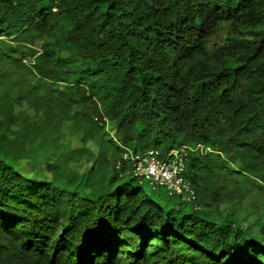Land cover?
<instances>
[{
  "label": "trees",
  "instance_id": "trees-1",
  "mask_svg": "<svg viewBox=\"0 0 264 264\" xmlns=\"http://www.w3.org/2000/svg\"><path fill=\"white\" fill-rule=\"evenodd\" d=\"M0 264H264V0H0Z\"/></svg>",
  "mask_w": 264,
  "mask_h": 264
},
{
  "label": "built area",
  "instance_id": "built-area-1",
  "mask_svg": "<svg viewBox=\"0 0 264 264\" xmlns=\"http://www.w3.org/2000/svg\"><path fill=\"white\" fill-rule=\"evenodd\" d=\"M190 151L195 149L180 146L165 153L157 150H147L141 154L127 152L123 160L130 164L131 176L137 184H146L151 189H164L168 195L180 196L196 209L194 190L182 176Z\"/></svg>",
  "mask_w": 264,
  "mask_h": 264
},
{
  "label": "rangeland",
  "instance_id": "rangeland-1",
  "mask_svg": "<svg viewBox=\"0 0 264 264\" xmlns=\"http://www.w3.org/2000/svg\"><path fill=\"white\" fill-rule=\"evenodd\" d=\"M224 42L221 40H214L213 44L216 47H219L223 44ZM77 139V138H76ZM77 142V140H75ZM131 179V177H129ZM143 190L145 191L146 194H151L153 196H157L163 193V190L160 188H156L155 190H150L147 186H143ZM256 196L254 194H250L249 197H247L242 203L235 205L234 201L230 202L232 209L234 210V217L237 221H241L240 225L244 228L246 224L251 220L253 217V211L254 207L253 205H256ZM225 203V202H224ZM222 203V204H224ZM262 205L259 207L261 208ZM258 207V206H257ZM225 208V207H224Z\"/></svg>",
  "mask_w": 264,
  "mask_h": 264
},
{
  "label": "clouds",
  "instance_id": "clouds-1",
  "mask_svg": "<svg viewBox=\"0 0 264 264\" xmlns=\"http://www.w3.org/2000/svg\"><path fill=\"white\" fill-rule=\"evenodd\" d=\"M175 149H176V148H175ZM171 150H172V149H171ZM172 151H173V150H172ZM188 156H189V155H188ZM187 159H188V158H187ZM185 161H186V160H185ZM130 168H131V167H130ZM130 170H131V169H130ZM185 170H186V163H185ZM129 173H130V172H129ZM184 173H185V171H184ZM184 173H183V175H182L183 178L189 182L190 186H191L192 189L194 190V194H195L194 205H195L196 209H194V206H193L192 203H188V202L182 200V198H181L180 196H171V195H168V196L179 198L180 201L189 204L193 211H196V210L199 209V207H198V205H197V202H196V191H195V189H194V186H192L191 182L185 177ZM130 177L133 178V177L131 176V173H130ZM133 179H134V178H133ZM136 183H137V182H136ZM137 185H138V186H142V187H143V186H147L146 184H142V185L137 184ZM147 187H148V186H147ZM148 188H150V187H148ZM150 189H151V188H150ZM155 189H156V188H154L153 190H155ZM160 189H161V188H160ZM162 190H164V189H162ZM164 191H165V190H164ZM166 193H167V192H166Z\"/></svg>",
  "mask_w": 264,
  "mask_h": 264
}]
</instances>
